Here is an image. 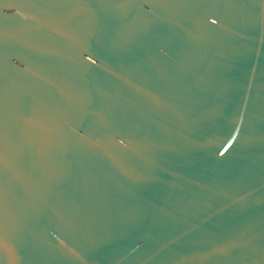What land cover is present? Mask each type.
<instances>
[{
  "label": "water",
  "instance_id": "water-1",
  "mask_svg": "<svg viewBox=\"0 0 264 264\" xmlns=\"http://www.w3.org/2000/svg\"><path fill=\"white\" fill-rule=\"evenodd\" d=\"M0 264H264V0H0Z\"/></svg>",
  "mask_w": 264,
  "mask_h": 264
}]
</instances>
